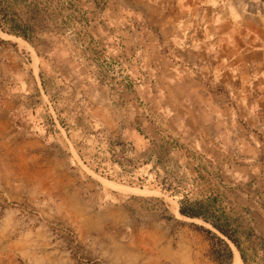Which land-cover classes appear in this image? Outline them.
Wrapping results in <instances>:
<instances>
[{
  "label": "rangeland",
  "instance_id": "obj_1",
  "mask_svg": "<svg viewBox=\"0 0 264 264\" xmlns=\"http://www.w3.org/2000/svg\"><path fill=\"white\" fill-rule=\"evenodd\" d=\"M50 2L0 30V264H218L163 183L264 264V0Z\"/></svg>",
  "mask_w": 264,
  "mask_h": 264
},
{
  "label": "trees",
  "instance_id": "obj_2",
  "mask_svg": "<svg viewBox=\"0 0 264 264\" xmlns=\"http://www.w3.org/2000/svg\"><path fill=\"white\" fill-rule=\"evenodd\" d=\"M28 3L27 0H0V30L1 32L21 38L24 41L31 42L35 39L36 34L40 32H53L47 24L49 16L48 6L40 7L39 0ZM45 3L52 6L50 0H45ZM22 6L28 17L23 19L15 10V7ZM42 45V43H41ZM41 84L44 93L48 95L45 82L40 74ZM49 126L52 131L59 134L57 126L53 120H49ZM60 126L65 129L62 121L59 120ZM45 138V136H44ZM149 160V158H148ZM161 190L175 198L179 194H183L179 199V208L177 212L186 219L200 220L208 225L210 229L201 226L193 225L196 230L203 231L212 242V254L218 264H232L233 252L230 243L238 251L241 261L245 264L246 259L243 255L242 248L236 232L231 228V221L225 214L223 209L216 204V198H209L206 201L189 198V195L184 192L179 186L163 183ZM171 219H174L171 217Z\"/></svg>",
  "mask_w": 264,
  "mask_h": 264
},
{
  "label": "bare ground",
  "instance_id": "obj_3",
  "mask_svg": "<svg viewBox=\"0 0 264 264\" xmlns=\"http://www.w3.org/2000/svg\"><path fill=\"white\" fill-rule=\"evenodd\" d=\"M111 187L113 189H116V188H118L120 186L119 185H111ZM232 264H241V260L239 258V255H238L237 251H235V256H234V259H233V263Z\"/></svg>",
  "mask_w": 264,
  "mask_h": 264
}]
</instances>
